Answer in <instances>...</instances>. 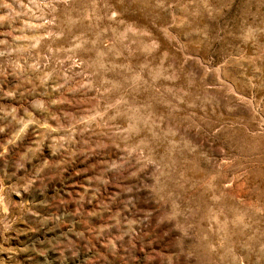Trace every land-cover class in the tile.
I'll return each instance as SVG.
<instances>
[{
    "label": "rangeland",
    "instance_id": "obj_1",
    "mask_svg": "<svg viewBox=\"0 0 264 264\" xmlns=\"http://www.w3.org/2000/svg\"><path fill=\"white\" fill-rule=\"evenodd\" d=\"M0 264H264V0H0Z\"/></svg>",
    "mask_w": 264,
    "mask_h": 264
}]
</instances>
